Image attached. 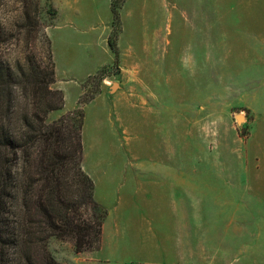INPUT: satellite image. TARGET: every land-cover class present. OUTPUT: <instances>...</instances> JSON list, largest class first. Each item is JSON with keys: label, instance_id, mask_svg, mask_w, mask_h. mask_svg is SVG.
I'll return each mask as SVG.
<instances>
[{"label": "rangeland", "instance_id": "374dc122", "mask_svg": "<svg viewBox=\"0 0 264 264\" xmlns=\"http://www.w3.org/2000/svg\"><path fill=\"white\" fill-rule=\"evenodd\" d=\"M98 1L109 26L108 3ZM41 4V24L55 26L60 0ZM123 20V64L104 66V79L90 76L81 96L96 97L103 85L112 93L123 89L126 131L99 136L111 149L107 143L86 150L96 199L111 208L114 224L124 204H132L128 196L140 175L146 196H160L134 205L152 212L134 240H126L132 235L126 228L120 233L142 262L264 264V0H128ZM100 28L87 26L96 38ZM27 50L40 54L37 41L21 36L14 54ZM55 58L60 75L78 77L58 48ZM105 58L97 46L96 62ZM62 84L71 102L75 80ZM60 113H50L48 122L68 112ZM113 163L126 164L127 173L109 187L105 171ZM48 249L61 264L83 256L56 238Z\"/></svg>", "mask_w": 264, "mask_h": 264}, {"label": "trees", "instance_id": "16d2710c", "mask_svg": "<svg viewBox=\"0 0 264 264\" xmlns=\"http://www.w3.org/2000/svg\"><path fill=\"white\" fill-rule=\"evenodd\" d=\"M126 1H111L115 64ZM41 13V0H0V264H61L48 249L52 238L77 252L98 250L108 215L83 168L84 105L94 96L48 122L65 95L54 87L56 63ZM21 36L37 41L40 54L16 56ZM104 74L102 68L95 76Z\"/></svg>", "mask_w": 264, "mask_h": 264}, {"label": "crops", "instance_id": "0c3cea01", "mask_svg": "<svg viewBox=\"0 0 264 264\" xmlns=\"http://www.w3.org/2000/svg\"><path fill=\"white\" fill-rule=\"evenodd\" d=\"M112 0H103L107 2L112 18L110 19V25L104 27V19L102 17L101 10H99L98 0H60L61 11L59 12V18L55 26H48L46 28V33L51 40L53 56L55 55L57 48L62 54V57L66 59L69 67L74 71L73 73L78 74V77H63L58 72V65L56 63V82L55 85L59 89H62L65 95V103L62 109H60V114L69 112L75 109L79 105L80 98L84 91V82L93 74L97 73L106 65H112L115 63V53L113 52L109 44V35L113 27V13L111 10ZM128 0L125 2L121 8V18L123 24L124 9L126 8ZM105 4V3H104ZM90 17L93 18L95 23H92ZM91 24L99 25L100 34L96 38L88 32L87 26ZM105 30V32H104ZM124 27L122 25V31L118 38V46L120 52L121 65L124 62L125 56L124 46L122 44ZM102 47L103 52L106 54L104 60L96 62V47ZM56 60V58L54 59ZM122 67V66H121ZM75 80V85L77 87L76 95L71 102H68V94L62 82L65 80ZM115 83L113 86L115 87ZM122 87L119 86L117 92L112 93L109 86L103 85L102 91L94 97L92 100L84 105V124H83V168L84 170L91 174L90 171L85 166L84 160L86 158V150L88 146H107L108 148L112 144L109 142L103 143L99 139V136L104 132L119 138L120 132L124 133L126 131V123L122 118L123 107L121 100L123 98ZM97 112L92 113L94 109ZM55 111L51 112L54 113ZM63 112V113H62ZM94 118V122L92 120ZM123 129V131L121 130ZM109 138V135H108ZM119 140V139H118ZM104 144V145H103ZM121 143L116 145L113 144L114 151L121 149ZM100 148V149H101ZM111 149V148H109ZM126 164H110L105 171V180L109 187L112 185H118L121 181L123 173H127ZM120 178V179H119ZM142 175L136 178L137 192L135 194L129 195V200L132 204L126 205L123 211L118 213L114 221V224L110 223L111 217L113 215L111 208L108 209V215L103 224V233L101 246L98 250L94 251H83V256L78 258L75 264H155V262L140 261L141 255L135 251V245L125 244V239L120 235V233L126 228V232L132 233V235L127 236L126 240H134L137 233L142 232L144 224L150 221L152 216L151 210L146 206V211L143 213L137 208L133 209L134 205L138 206L139 201H158L160 196L152 195L146 196L144 192L145 182L142 180ZM148 185V184H146ZM148 194V192H147ZM95 197L98 198L96 193L95 184ZM99 199V198H98ZM164 199V196H163ZM101 201V202H100ZM100 203L104 205L100 199ZM137 201V203H136ZM132 206V208L130 207ZM156 211L158 210V204L156 206ZM116 214V213H114ZM130 220L127 221V220ZM144 219V220H143ZM126 221V222H125ZM149 224V223H148ZM150 225V224H149ZM126 226V227H125ZM161 264H192L190 258H177L171 262L170 257H163L159 259Z\"/></svg>", "mask_w": 264, "mask_h": 264}]
</instances>
